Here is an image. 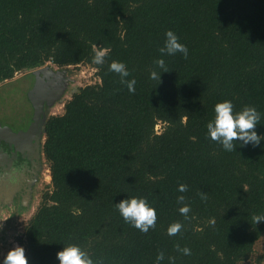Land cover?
I'll return each instance as SVG.
<instances>
[{"label": "trees", "instance_id": "1", "mask_svg": "<svg viewBox=\"0 0 264 264\" xmlns=\"http://www.w3.org/2000/svg\"><path fill=\"white\" fill-rule=\"evenodd\" d=\"M169 29L189 53L164 55L161 72L154 61ZM98 52L102 65L92 63ZM112 61L125 63L134 93L108 71ZM47 64L92 65L100 82L46 118L52 189L20 239L28 264H59L69 244L101 264H155L160 252V264L249 260L264 235L254 220L264 216V138L226 151L206 126L230 100L234 112L255 106L250 131L264 137V0H0V84ZM131 197L156 209L147 233L114 206ZM174 222L182 228L169 236Z\"/></svg>", "mask_w": 264, "mask_h": 264}, {"label": "clouds", "instance_id": "2", "mask_svg": "<svg viewBox=\"0 0 264 264\" xmlns=\"http://www.w3.org/2000/svg\"><path fill=\"white\" fill-rule=\"evenodd\" d=\"M165 39L163 46L158 49L161 54L154 64L156 68L161 69V72H168L164 55L174 56L177 53L181 54L183 58L188 57V47L179 41V37L171 30H166L164 33ZM92 63L96 65H102L104 63L103 54L98 52L92 58ZM109 72H114L119 75L120 83L125 85L129 93L135 92V78L126 79L130 73L126 65L122 61H112L108 67ZM155 69L151 71L150 78H160V73ZM233 104L230 100H224L214 105L215 116L207 123L206 138L218 142L222 148L226 151H233L236 145L234 141H243L244 144L252 142L253 145H258L260 140L264 137H260L252 129L255 128L257 123L261 119V113L257 111L255 106H244L239 112L233 111ZM187 190V185H180L178 187L179 192ZM202 199H206L205 194H200ZM185 197L183 195L177 196V203L182 204L178 211L187 218V214L190 211V206L184 204ZM118 210L120 216L124 219L125 223L130 224L133 228L138 229L142 233H147L150 228L155 226L157 215L156 209L152 207L145 197H131L122 200L119 204L114 205ZM254 220L257 222L264 221V216H255ZM182 228V224L179 222L172 223L167 228V234L173 236L177 234ZM176 249L185 255H190V249L188 247L180 248L179 244L176 245ZM57 258L59 264H101L100 261H94L91 256L87 254L78 244H69L63 247V250L57 252ZM164 259V253L160 252L155 264H160V261ZM174 258L169 257V261L172 262ZM2 264H28V259L25 256V249L23 247H15L7 252Z\"/></svg>", "mask_w": 264, "mask_h": 264}, {"label": "rangeland", "instance_id": "3", "mask_svg": "<svg viewBox=\"0 0 264 264\" xmlns=\"http://www.w3.org/2000/svg\"><path fill=\"white\" fill-rule=\"evenodd\" d=\"M47 65H50L56 72L65 70L64 79L66 82L63 83L64 86L62 85L64 93L61 99L56 101L50 109L46 110V118L51 115H61L64 112L65 103L71 99L72 95L80 87L100 82L97 70L92 65L83 64L66 68H58L52 64ZM34 71L16 73L11 80L0 84V110L5 114H14L15 112H19L20 109L28 111L29 102L27 94L33 82L31 73ZM7 117L10 116H6L7 120H11L10 118H12ZM162 127L163 125L159 124L156 130L161 132ZM44 140L45 138H43V142ZM50 175L49 164L45 157H43L42 168L34 179L30 194L24 195L20 193L21 195L18 196L13 191L3 196L0 193V263L3 262L9 250L18 246L23 247L20 239L25 233L26 226L42 204L43 194L52 189ZM239 264H264V235L256 242L249 260Z\"/></svg>", "mask_w": 264, "mask_h": 264}, {"label": "flooded vegetation", "instance_id": "4", "mask_svg": "<svg viewBox=\"0 0 264 264\" xmlns=\"http://www.w3.org/2000/svg\"><path fill=\"white\" fill-rule=\"evenodd\" d=\"M31 76L33 77L32 88L35 77L33 73H31ZM27 110L20 109L19 112L14 114H5L0 110L1 126L8 127L14 134L26 132L33 122L34 115L30 102ZM6 116L12 117H7L11 120H7ZM44 136V131L40 129V134L30 140L31 142L26 141L25 146H22L24 147L23 150L19 151L10 139H6L5 135H0V193L3 196L13 191L18 196L21 195L20 193L30 194L34 179L42 168L43 157H45L43 153ZM36 144H38V147H36Z\"/></svg>", "mask_w": 264, "mask_h": 264}, {"label": "water", "instance_id": "5", "mask_svg": "<svg viewBox=\"0 0 264 264\" xmlns=\"http://www.w3.org/2000/svg\"><path fill=\"white\" fill-rule=\"evenodd\" d=\"M65 70L54 71L50 65L36 69L33 72L34 84L29 90L27 97L34 110L33 122L26 132L14 134L8 127H2L0 123V135H5L10 139L17 150H23L25 142L36 138L40 134V129L44 131L46 121V110L50 109L56 101L61 99L64 90L63 86ZM63 85V86H62ZM11 144V143H10ZM38 147V144H36Z\"/></svg>", "mask_w": 264, "mask_h": 264}]
</instances>
